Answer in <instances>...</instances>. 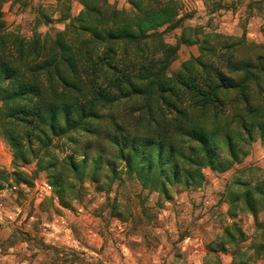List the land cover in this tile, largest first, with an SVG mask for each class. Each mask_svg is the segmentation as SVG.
<instances>
[{"label":"rangeland","instance_id":"1","mask_svg":"<svg viewBox=\"0 0 264 264\" xmlns=\"http://www.w3.org/2000/svg\"><path fill=\"white\" fill-rule=\"evenodd\" d=\"M174 1L179 27L158 29L145 56L161 58V45L172 47L168 78L184 65L201 73L203 64L206 73L216 70L246 83L253 105L264 113V0ZM106 2L117 10L130 9L129 0ZM38 7L48 20L34 28ZM81 9V0L0 3L5 28L27 38L34 30L53 38L63 31L65 22L59 20L75 17ZM241 67L249 72L239 71ZM142 85L140 96L105 115L131 132L154 135L161 129L137 123L139 115L150 113L143 110L149 105L153 112L160 110L161 119L175 118L164 128L178 131L179 115L152 92L155 84ZM169 100L178 108L186 103ZM233 114L219 116L216 129L232 126ZM211 115L205 117L207 128H213ZM98 125L103 132L97 142V135L74 131L42 147L23 141L20 152L0 133V264H264V197L256 192L264 186V141L258 133L228 171L203 169L200 184L173 183L161 193L127 177L123 163L116 164L115 178L92 175V168L76 176L66 167L68 157L78 162L86 154L90 159L98 145L104 146L101 138L112 122L102 119L94 123ZM174 137L177 146L180 136ZM247 191L252 210L243 201Z\"/></svg>","mask_w":264,"mask_h":264},{"label":"trees","instance_id":"2","mask_svg":"<svg viewBox=\"0 0 264 264\" xmlns=\"http://www.w3.org/2000/svg\"><path fill=\"white\" fill-rule=\"evenodd\" d=\"M175 2L129 0V10H117L106 0H81L82 9L75 17L59 20L65 25L53 38L35 30L28 38L9 31L0 13V133L11 148L20 152L23 141L42 147L74 131L97 135V142L103 129L94 123L105 119L112 126L101 138L104 146L95 149L97 157L85 154L78 162L68 157L66 167L76 176L87 175L84 171L92 168V175L115 178L116 164L123 163L127 177L165 193L173 183L200 184L203 169L228 171L247 154L255 133L264 141V113L253 105L246 83L216 70L206 73L203 64L201 73L184 65L168 78V56L175 49L164 44L163 57L145 56L158 29L179 27ZM41 11L36 10L34 28L48 20ZM238 70L249 72L246 67ZM143 83L155 84L152 92L179 115L178 131L164 128L175 118L161 119L160 110L153 112L149 105L143 110L150 113L139 115L137 123L161 129L154 135L131 132L111 114L105 115L116 104L140 96ZM170 98L177 103L186 100L185 106L171 105ZM232 111V126L216 129L218 117ZM208 115L214 118L213 128L205 126ZM185 123L187 127L182 126ZM174 134L180 136L177 146L171 142L177 139ZM256 192L264 197V186ZM251 198L250 191L243 195L252 210Z\"/></svg>","mask_w":264,"mask_h":264},{"label":"crops","instance_id":"3","mask_svg":"<svg viewBox=\"0 0 264 264\" xmlns=\"http://www.w3.org/2000/svg\"><path fill=\"white\" fill-rule=\"evenodd\" d=\"M110 2H112V1H110Z\"/></svg>","mask_w":264,"mask_h":264}]
</instances>
